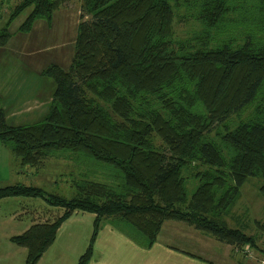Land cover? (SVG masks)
<instances>
[{"label": "trees", "instance_id": "obj_1", "mask_svg": "<svg viewBox=\"0 0 264 264\" xmlns=\"http://www.w3.org/2000/svg\"><path fill=\"white\" fill-rule=\"evenodd\" d=\"M68 1H19L0 28V47L26 10L17 29L24 34ZM254 2L232 22L228 0H202V33L174 41L170 0H81V18L90 19L77 24L68 68L50 64L41 72L54 85L47 113L11 125L0 106V142L22 168L67 151L109 166L112 180L75 182L71 198L20 182L0 187V200L41 198L63 210L11 237L26 249L24 264L38 262L75 211L94 214L78 264H89L104 222L142 248L156 242L165 221H181L238 250L264 253L257 234L223 219L247 179L259 176L264 186V0ZM232 25L244 30L210 48L211 31ZM187 168L198 181L189 200Z\"/></svg>", "mask_w": 264, "mask_h": 264}, {"label": "rangeland", "instance_id": "obj_2", "mask_svg": "<svg viewBox=\"0 0 264 264\" xmlns=\"http://www.w3.org/2000/svg\"><path fill=\"white\" fill-rule=\"evenodd\" d=\"M19 1L21 0H0V28L3 26L8 16L10 11L9 8L16 5ZM201 1L202 0H170L174 9V32L172 36L174 41L191 38L202 33V24L196 18L197 9ZM254 3V0H228V5L236 8V14H231L229 20L234 22L236 17L240 15L244 17L248 16ZM28 11L29 10H26L22 15L18 16L9 26L12 37L9 39L5 49H12L15 52L16 64H18L16 61L20 58L23 60L24 64H31L37 67L40 66L39 70L50 64H55L63 69H67L74 52L77 24L81 20L90 19L88 15H84V17L81 18V0H70L65 2L54 12L50 24H48L49 22L46 20H37L30 32L25 34L19 33L17 29L24 21ZM243 30L244 27L242 25H232L227 31H216L214 29L211 31L214 40L209 44V47H216L220 42L227 41L230 37H237L236 35ZM47 81L46 103H44L40 110V115L36 114L34 118L27 119V121L23 123H30L35 120L39 121V118L43 115L44 108L46 112L53 90V84L49 79ZM24 92H33V88L31 86L29 89L25 88ZM24 92L22 90L21 93ZM250 111V108L246 109L242 117H245ZM7 121L12 125L19 124L17 123L18 121L9 120L8 117ZM211 136H213V133ZM156 146L163 148V144L160 140L156 141ZM226 157L229 159V155H226ZM40 167L41 166L31 168L30 166H24V174L27 173L28 176H22V178L20 176L22 183L39 186L47 192L56 193L66 198H71L74 195L75 187L73 183L75 182L86 179L105 182L112 180V174L110 173L112 171L109 166L97 163L92 159H85L67 151L57 153L54 158L45 162L44 165ZM190 170L191 169L187 168L182 172L187 200L191 198V195L198 186V181L194 178L193 174H189ZM197 170L202 171V166ZM191 172L192 170L190 173ZM83 173L86 174L84 178L81 175ZM114 183L115 180L113 177V181L107 184L113 185ZM17 199V202H13V206L10 207L11 213L14 209H19L20 211L23 209L30 210L31 216L28 215L27 219L25 218L26 221L34 219L38 220V222H51L63 213L62 209L50 207L41 198L17 197ZM47 208H52V210H47ZM45 217L47 219H44ZM223 219L230 228L243 230L248 235L257 234L258 241L256 243L260 250L264 249V186L263 180L259 176H253L246 180L240 188L239 197L229 208L228 212L223 215ZM174 225H179V230L177 229V232L176 229H173ZM16 228L13 232H15V230L16 232L21 230V227L19 229ZM172 232H174V234L177 233L176 235L179 236L178 239L174 240L172 238L174 235L170 236ZM164 234L166 237H164ZM158 239L160 241L170 240L189 252H192L191 248L196 247L194 244H191L190 239L199 242L206 240L216 242L210 235L198 231L181 221H176V223L165 221L158 234ZM222 244L225 245L224 243ZM224 248H226V246ZM230 251V255H232L231 258L233 257V261L230 264H261V260L264 258L263 252L253 248L249 249L248 252L239 250V253L236 254L231 248ZM233 254L236 255L239 261L234 259L235 256H233ZM24 263L25 257L21 258L20 264ZM64 264L76 263L73 261V263L66 262Z\"/></svg>", "mask_w": 264, "mask_h": 264}, {"label": "crops", "instance_id": "obj_3", "mask_svg": "<svg viewBox=\"0 0 264 264\" xmlns=\"http://www.w3.org/2000/svg\"><path fill=\"white\" fill-rule=\"evenodd\" d=\"M7 44L0 47V106L5 112L6 121L7 117L9 120L18 121L19 124L13 125L34 123L38 120L30 123L23 122L39 114L46 103L48 79L41 74L45 67L39 70L40 66L24 64L20 58L16 64L15 52L12 49H5ZM30 86L33 92H24L25 88L29 89ZM22 90L24 93H21ZM49 102L46 112L44 108L39 120L47 113ZM24 170L9 149L0 142V187L22 183L20 180L22 176H28L27 173L24 174ZM17 200V197L0 200V264L21 263V258L26 257V249L14 244L11 237L23 233L31 225L38 223V220L34 219L26 221L28 215L31 216V211L28 209L22 211L14 209L11 213L10 207ZM47 210H52V208H47ZM93 220L94 214L73 212L58 228L54 242L36 264H64L73 263V261L78 264L79 257L88 246ZM171 223H176V221H171ZM15 228L21 230L13 232ZM173 229L177 232L179 225H174ZM176 234L172 232L170 236L174 235L172 238L176 240L179 237ZM164 237H166L165 234ZM190 241L196 246L191 248L193 253L170 240L160 241L158 238L151 247L142 248L111 224L104 222L94 240L89 264H230L233 261L230 248L235 254L239 253L237 248L227 244L223 245L216 240V242L212 240L199 242L191 239ZM233 256L239 261L236 255L233 254Z\"/></svg>", "mask_w": 264, "mask_h": 264}, {"label": "built area", "instance_id": "obj_4", "mask_svg": "<svg viewBox=\"0 0 264 264\" xmlns=\"http://www.w3.org/2000/svg\"><path fill=\"white\" fill-rule=\"evenodd\" d=\"M244 249H245L244 250L245 252H248L249 251V250H247L248 249L247 247H245ZM261 264H264V258L261 260Z\"/></svg>", "mask_w": 264, "mask_h": 264}]
</instances>
